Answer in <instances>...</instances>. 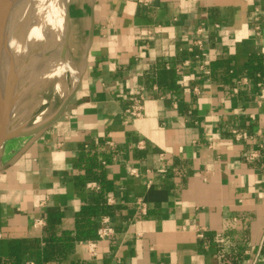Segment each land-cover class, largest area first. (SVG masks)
I'll use <instances>...</instances> for the list:
<instances>
[{"label":"crops","instance_id":"1","mask_svg":"<svg viewBox=\"0 0 264 264\" xmlns=\"http://www.w3.org/2000/svg\"><path fill=\"white\" fill-rule=\"evenodd\" d=\"M73 15L71 98L0 148V264L261 263L264 0H83Z\"/></svg>","mask_w":264,"mask_h":264},{"label":"bare ground","instance_id":"2","mask_svg":"<svg viewBox=\"0 0 264 264\" xmlns=\"http://www.w3.org/2000/svg\"><path fill=\"white\" fill-rule=\"evenodd\" d=\"M70 28L60 0H7L0 25V109L8 99L9 130L20 121L17 114L26 101L16 93L23 89L22 75L29 72V67L38 68L37 79L49 78L58 71H68L72 76L73 86L76 84L79 71L71 65L67 53ZM15 56L24 59L23 65L19 64L22 69L24 67L23 70L26 68L22 75L13 72ZM13 76L17 78L12 79ZM55 88L61 95V100L70 89L60 78L55 82ZM38 121L40 117H37L36 122Z\"/></svg>","mask_w":264,"mask_h":264},{"label":"rangeland","instance_id":"3","mask_svg":"<svg viewBox=\"0 0 264 264\" xmlns=\"http://www.w3.org/2000/svg\"><path fill=\"white\" fill-rule=\"evenodd\" d=\"M60 1L62 5V10L65 11V15L67 16L71 27L70 37L67 45L68 59L71 65L79 71L78 65H79L80 53H79V47H77L76 45L75 37L72 34V29L74 24L73 14L75 13V11H78L80 9L83 0H60ZM41 47L42 44L40 43L39 48ZM23 63H24L23 58L15 56L13 58V66H12V68L14 67L13 72L20 73V75L25 73L24 71L26 70V68L25 70H23L24 67L23 69L22 67H20L23 65ZM37 70L38 68L35 66L29 67V72L28 73L26 72L25 75L24 74L22 75V78H24V83L22 84L23 86H21V88L23 87V89L21 90L22 92L20 91L17 92L16 94H18V96L22 95L21 97L19 96L20 99L23 98L22 100L26 102L17 114L18 119H20V121L19 123L18 121L16 122L14 128L29 129L34 125L40 123L41 121H44L46 118H48L55 112V110L62 102L61 95L57 92V89L55 88V82L58 80V78L62 79V81L69 86L70 89L68 90L67 94L74 87L72 84L73 83L72 76L68 71H58L55 72L53 75H51L49 78L37 79L36 78V74L38 72ZM14 77L15 76H13L12 79H14ZM32 78L33 80H31ZM37 117H40V121L38 122H36Z\"/></svg>","mask_w":264,"mask_h":264},{"label":"built area","instance_id":"4","mask_svg":"<svg viewBox=\"0 0 264 264\" xmlns=\"http://www.w3.org/2000/svg\"><path fill=\"white\" fill-rule=\"evenodd\" d=\"M203 32H204V29L202 27H199L196 30L197 35L195 37H193L192 47L188 48L189 51H192L194 48L200 49L202 47ZM195 57L198 58V54H195ZM186 63H188V61L184 62V64H186ZM143 100H144V96H143V93H141V92H138L134 95H131V97L129 98V103H128L127 107H125V109H124V112L126 113V115H128L132 119L139 118L142 115ZM232 132L234 133L235 137H239V132H237L235 129H233ZM255 156H256V153L251 152L248 157L254 158ZM87 186L96 187L97 185L94 182H89L87 184ZM142 210H143V207H142ZM37 221H38V223H41V219H38ZM112 233H113V229L108 224L107 219H103L100 226L98 227V229L96 231L97 239L108 238ZM95 241L94 240L88 241L90 254L95 253ZM24 264H33V263L28 261V262H25Z\"/></svg>","mask_w":264,"mask_h":264},{"label":"water","instance_id":"5","mask_svg":"<svg viewBox=\"0 0 264 264\" xmlns=\"http://www.w3.org/2000/svg\"><path fill=\"white\" fill-rule=\"evenodd\" d=\"M6 3H7V0H0V25L4 18ZM73 90H74V87L65 96V98L62 100L58 108L55 110V112L51 116H49L44 121H41L40 123L34 125L33 127L29 129H20V128H12L10 130L8 129L7 107L9 105L8 103L9 100L7 99L6 103L4 104V107L0 109V147L6 140L10 138L35 134L36 132L42 130L43 128L48 126L50 123L55 121L60 116V114L63 112L67 102L69 101V99L71 98L73 94Z\"/></svg>","mask_w":264,"mask_h":264},{"label":"trees","instance_id":"6","mask_svg":"<svg viewBox=\"0 0 264 264\" xmlns=\"http://www.w3.org/2000/svg\"><path fill=\"white\" fill-rule=\"evenodd\" d=\"M78 228L77 230V237H91L94 235V230L91 229V226L89 223H81L80 225L76 226ZM52 242H55L54 240ZM47 244H50L49 239L47 238ZM72 242H70L69 240H65L64 241V246L63 249L68 250L71 247ZM23 255H19L18 257H16L14 264H21L22 259H23ZM259 259L262 261L259 264H264V239L263 242L261 244V248H260V252H259Z\"/></svg>","mask_w":264,"mask_h":264}]
</instances>
